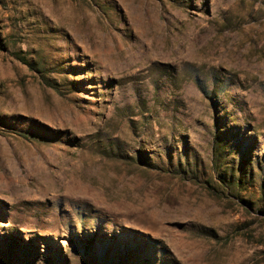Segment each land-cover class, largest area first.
<instances>
[{
  "label": "rangeland",
  "instance_id": "1",
  "mask_svg": "<svg viewBox=\"0 0 264 264\" xmlns=\"http://www.w3.org/2000/svg\"><path fill=\"white\" fill-rule=\"evenodd\" d=\"M0 264H264V0H0Z\"/></svg>",
  "mask_w": 264,
  "mask_h": 264
},
{
  "label": "trees",
  "instance_id": "2",
  "mask_svg": "<svg viewBox=\"0 0 264 264\" xmlns=\"http://www.w3.org/2000/svg\"><path fill=\"white\" fill-rule=\"evenodd\" d=\"M16 57V59L17 60H19L20 62H22L23 64H26L28 67H31L32 65L30 64V63H28L24 58H21V57H19V56H15ZM51 87V86H50ZM53 89H55L54 87H52ZM18 136H20V137H22V138H24V139H27V140H30V139H33V135H31V134H24V133H21V134H18ZM185 171V170H184ZM183 170H182V172L181 173H183L184 172ZM186 172L187 173H189V170L187 169L186 170ZM232 185V184H231ZM231 189V188H230ZM10 241H12V240H10Z\"/></svg>",
  "mask_w": 264,
  "mask_h": 264
}]
</instances>
